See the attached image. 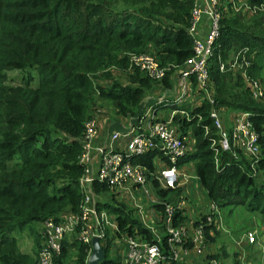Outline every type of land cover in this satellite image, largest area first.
Segmentation results:
<instances>
[{
    "label": "trees",
    "instance_id": "obj_1",
    "mask_svg": "<svg viewBox=\"0 0 264 264\" xmlns=\"http://www.w3.org/2000/svg\"><path fill=\"white\" fill-rule=\"evenodd\" d=\"M194 1L0 0V264H37L39 233L32 239V256L19 251L13 233L31 222L79 211L84 199L78 184L84 173L81 138L95 103L103 100L116 116L132 118L145 105L157 106L154 99L145 102L147 95L158 86L168 87L170 73L192 54L187 28ZM243 13L248 15L221 7L208 77L215 107L249 113L258 155L249 159L240 151L235 156L220 151L215 169L209 138H217L212 130L203 135L209 107L203 102L190 111L203 120L181 125H191L195 144L176 165L192 162L201 190L220 211L240 206L264 219V12L248 17ZM241 48H246L250 64L220 71L218 62ZM141 52L170 67L159 82L129 68L128 54ZM9 71L20 74L19 83H7ZM253 82L262 90L257 99L248 86ZM154 154L132 159L150 168ZM92 192L102 194L106 187L94 180ZM96 205L114 215L117 236L136 226L137 234L153 240L123 203L98 198ZM175 218L182 219L177 214ZM216 226L210 227L214 235L207 236L208 244L218 236ZM111 238L100 241L104 257L98 264H118L110 256ZM89 251L88 244L66 237L53 264H85Z\"/></svg>",
    "mask_w": 264,
    "mask_h": 264
},
{
    "label": "built area",
    "instance_id": "obj_2",
    "mask_svg": "<svg viewBox=\"0 0 264 264\" xmlns=\"http://www.w3.org/2000/svg\"><path fill=\"white\" fill-rule=\"evenodd\" d=\"M202 3L204 7L200 8L194 1L187 28L192 37V54L180 68L173 69L168 77L169 86L164 87L170 96H158L154 99L157 106H143L134 118L126 116L125 123L121 122L119 128L110 123L97 146H93V140L97 134L98 117L93 115L84 122L79 155L84 173L78 180L84 199L77 213H60L41 222L37 264H53V257L59 254L64 238L70 236L89 246L93 237L99 244L101 240L112 237L110 247L119 251L118 264H183L196 259L203 264H220L217 258L211 257L213 252L207 248L205 228L220 223L221 211L201 190L193 168L189 175L182 166L176 165L177 160L195 144L191 125L182 128L181 125L191 120L199 124L203 120L201 114H190V111L206 102L209 104L206 110L208 124L203 125L202 130L204 136L212 130L217 138V142L209 138L214 168L217 169L216 155L220 151L229 152L232 156L240 151L249 159L258 155L257 135L248 112L232 111L228 123L223 124L221 111L213 104L208 58L219 34L221 7L228 5L233 12L254 15L264 12V0L258 3L202 0ZM202 15L207 18L208 29L204 37H195V26ZM246 51V48H241L227 61H219L218 69L234 71L246 68L250 64ZM127 57L129 68H137L155 82L163 79L166 71L170 70L148 52L130 53ZM248 86L253 99L262 96L258 84L253 82ZM92 152L97 161L95 169L88 163ZM148 152L155 153L150 168L133 161V157ZM94 180L106 187V192L99 194L101 197L92 192ZM155 189L164 191V194L158 195ZM98 198L113 205L123 203L153 240L148 241L137 234L136 226H131L130 232L121 230L117 236L118 224L114 215L103 207H97ZM197 209L201 211L194 218L186 216L188 210L195 213ZM176 214L182 219L175 218ZM242 239L246 244H253L256 241L254 231H244ZM162 242L165 247H162Z\"/></svg>",
    "mask_w": 264,
    "mask_h": 264
},
{
    "label": "rangeland",
    "instance_id": "obj_3",
    "mask_svg": "<svg viewBox=\"0 0 264 264\" xmlns=\"http://www.w3.org/2000/svg\"><path fill=\"white\" fill-rule=\"evenodd\" d=\"M244 15L248 17V15ZM109 69L112 68L110 67ZM19 79L20 74L18 72L9 71L6 73V80L8 84L19 83ZM93 109H95L93 112L94 116L98 117L99 115H103L112 121H114V118L119 122L125 123L126 121V117L116 116L113 114L110 106L103 100L97 101ZM165 110L168 111L169 108H165ZM220 111L224 115L223 116L221 114L223 124L226 125L229 121L228 115L230 114V110L225 111L220 109ZM181 168H183L186 174H192V162L183 164ZM198 211H201V209ZM190 213L191 211L189 210V214ZM189 218H194V215L192 216L190 214ZM40 227L41 222L34 221L29 223L22 230H17L13 233L15 239L17 240V248L19 251L32 256V239L34 238L36 232L39 233ZM214 228L217 229L218 236L215 238L214 242L208 244L207 248L213 252V255L216 253V258L220 264H264V219L257 213H248L240 206L231 208V211L229 212L227 208H224L221 210L220 223H218ZM29 229H31L32 232H30ZM247 230L254 231L256 236V241L249 246H247L242 239V233ZM213 235V229L206 228L205 237L207 238V236ZM39 239L41 241V237H39ZM110 256L112 258L119 259V251L116 247H112Z\"/></svg>",
    "mask_w": 264,
    "mask_h": 264
},
{
    "label": "crops",
    "instance_id": "obj_4",
    "mask_svg": "<svg viewBox=\"0 0 264 264\" xmlns=\"http://www.w3.org/2000/svg\"><path fill=\"white\" fill-rule=\"evenodd\" d=\"M196 2L198 3V7H200V8L204 7V5L202 3V0H196ZM207 29H208L207 18L204 15H202L200 17V19L197 21L196 26H195V37H204V35L206 34ZM151 91L152 92L149 95H147V97L145 98V102H147V103H149L148 101H152L153 99H155L158 96L163 95V94H165L167 96H170L169 90L164 91V87L163 86H158L157 88H153ZM221 114L223 115V113H221ZM231 116H232V111H230V114L228 115V118L230 119ZM110 123L113 124V127H116V128L121 127L120 126L121 122H119L117 119H116V121L115 120L112 121V120L107 119L103 115H99L98 116V118H97V134H96V136H95V138L93 140V146H97V145H99L102 142L103 137H104L105 129L107 128L108 125H110ZM90 156L92 158L90 157V159L88 161L89 166H91L93 169H95L96 165H97V161H96V159H94L95 155L92 152L90 154ZM190 211H191L190 214L192 216L200 212V211H197V210L195 211V213L193 212L194 210H190ZM190 214H189V210H188V213H186V216H188ZM201 263L203 264V261L201 262L200 260L196 259V260L186 261L183 264H201Z\"/></svg>",
    "mask_w": 264,
    "mask_h": 264
},
{
    "label": "water",
    "instance_id": "obj_5",
    "mask_svg": "<svg viewBox=\"0 0 264 264\" xmlns=\"http://www.w3.org/2000/svg\"><path fill=\"white\" fill-rule=\"evenodd\" d=\"M103 251L96 237L90 241V251L85 259V264H98L103 260Z\"/></svg>",
    "mask_w": 264,
    "mask_h": 264
}]
</instances>
